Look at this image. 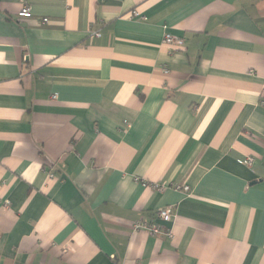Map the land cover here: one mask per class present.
<instances>
[{"label":"crops","instance_id":"obj_1","mask_svg":"<svg viewBox=\"0 0 264 264\" xmlns=\"http://www.w3.org/2000/svg\"><path fill=\"white\" fill-rule=\"evenodd\" d=\"M263 85L264 0H0V264H264Z\"/></svg>","mask_w":264,"mask_h":264},{"label":"built area","instance_id":"obj_2","mask_svg":"<svg viewBox=\"0 0 264 264\" xmlns=\"http://www.w3.org/2000/svg\"><path fill=\"white\" fill-rule=\"evenodd\" d=\"M18 17L21 18H30L31 17V9L27 4H24L22 8L20 9L18 13ZM130 17L132 18H141L144 19L141 15H139L136 11H132ZM43 23H47V19L43 20ZM99 33H95V37H99ZM163 43L167 45L169 48H172L173 50H182L184 48V39L180 37H174L170 34L165 33L163 37ZM164 73L167 74L168 70L164 69ZM263 92H264V85H263ZM252 163L251 158H247L243 161V164L245 165H250ZM153 188L157 191H164L167 189L166 186H159V185H154ZM175 190H181L184 191L185 193L189 191L188 187L186 186H174L173 187ZM155 220H159L165 224L170 223L172 221L171 213H170V208L165 207L162 209H159L156 213V216L151 219V221L148 220H138L133 224V230L138 231V230H144L148 232L150 235L155 236L157 234H161V228L159 224L155 223ZM168 238H172V233L170 230H167L165 234Z\"/></svg>","mask_w":264,"mask_h":264}]
</instances>
